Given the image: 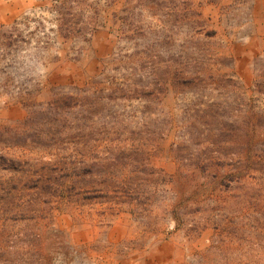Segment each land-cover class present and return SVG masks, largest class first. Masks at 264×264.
I'll return each mask as SVG.
<instances>
[{"label": "rangeland", "instance_id": "1", "mask_svg": "<svg viewBox=\"0 0 264 264\" xmlns=\"http://www.w3.org/2000/svg\"><path fill=\"white\" fill-rule=\"evenodd\" d=\"M0 264H264V0H0Z\"/></svg>", "mask_w": 264, "mask_h": 264}]
</instances>
